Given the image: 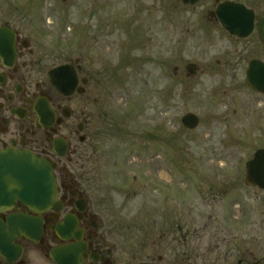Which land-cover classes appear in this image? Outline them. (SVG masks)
<instances>
[{
    "label": "rangeland",
    "instance_id": "374dc122",
    "mask_svg": "<svg viewBox=\"0 0 264 264\" xmlns=\"http://www.w3.org/2000/svg\"><path fill=\"white\" fill-rule=\"evenodd\" d=\"M227 1L254 10L257 20L264 16V0ZM215 4L0 0V15L18 7L26 23L46 30L37 38L51 51L96 62L103 101L88 165L92 195L106 201L127 246H147L163 264H174L168 249L185 253L194 237L235 231L246 232L247 246L262 256L264 192L245 184V165L264 149V95L248 87L247 64L240 63L256 39L237 41L212 23ZM191 63L195 76L185 69ZM187 114L199 118L197 129L182 125Z\"/></svg>",
    "mask_w": 264,
    "mask_h": 264
},
{
    "label": "flooded vegetation",
    "instance_id": "af4514ba",
    "mask_svg": "<svg viewBox=\"0 0 264 264\" xmlns=\"http://www.w3.org/2000/svg\"><path fill=\"white\" fill-rule=\"evenodd\" d=\"M224 2L228 1L216 0L209 20L232 39H256L240 55V63L247 64V84L250 64H264L258 20L248 38L231 35L217 16ZM16 11L18 7L0 15V152H28L46 161L56 178L58 198L40 213L20 201L0 206V264H163L164 256L147 254V246H127L118 232L121 227L117 229L107 216L106 201L92 195L93 169L88 165L94 163V143L101 136L103 101L96 62L85 55L72 59L63 51H51L37 38L46 30L26 23ZM62 67L69 68L68 74H56L55 79L73 87L69 94L52 83V74ZM233 225L237 230L240 222ZM230 235L194 237L190 250L184 253L176 247L166 256L174 264H264V245L258 260L243 237L246 232ZM255 239L249 240L254 244ZM174 241L181 245L183 240Z\"/></svg>",
    "mask_w": 264,
    "mask_h": 264
},
{
    "label": "water",
    "instance_id": "95a60500",
    "mask_svg": "<svg viewBox=\"0 0 264 264\" xmlns=\"http://www.w3.org/2000/svg\"><path fill=\"white\" fill-rule=\"evenodd\" d=\"M201 0H182L186 6H195ZM217 16L223 28L240 39L248 38L255 29L256 15L245 5L224 2L219 5ZM264 45V18L256 24ZM68 67H62L51 76L54 87L62 93H71L73 87L67 82L55 79L56 74L67 75ZM186 71L195 76L198 67L188 64ZM248 86L264 95V64L253 61L247 72ZM64 91V92H63ZM188 130L198 128L200 120L194 114H187L181 120ZM64 156V153L61 155ZM245 184L264 192V149L258 150L246 165ZM58 198V186L52 167L43 159L28 152H0V206L20 201L31 211L40 213L52 208ZM25 223V222H22ZM25 226V225H24ZM22 226V227H24ZM25 230V227L23 228Z\"/></svg>",
    "mask_w": 264,
    "mask_h": 264
}]
</instances>
